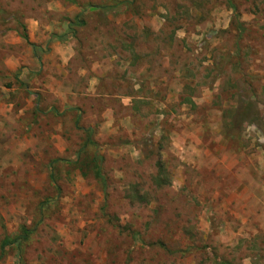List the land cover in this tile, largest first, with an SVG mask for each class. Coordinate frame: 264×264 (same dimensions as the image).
Instances as JSON below:
<instances>
[{"label": "rangeland", "instance_id": "obj_1", "mask_svg": "<svg viewBox=\"0 0 264 264\" xmlns=\"http://www.w3.org/2000/svg\"><path fill=\"white\" fill-rule=\"evenodd\" d=\"M216 260L264 264V0H0V264Z\"/></svg>", "mask_w": 264, "mask_h": 264}, {"label": "trees", "instance_id": "obj_2", "mask_svg": "<svg viewBox=\"0 0 264 264\" xmlns=\"http://www.w3.org/2000/svg\"><path fill=\"white\" fill-rule=\"evenodd\" d=\"M20 37H21L25 42H27V36H26V34H25L24 32L20 35ZM38 50H39V48H37V47H33V53H36ZM93 161H94V158H93ZM94 163H95V161H94ZM95 164H96V163H95ZM95 177H96V179H99L100 181H102L97 166H96ZM4 243H6V242H4ZM4 245H5V244H4ZM216 262H218L217 264H230L229 262H227V261H223V260H222V261H220V260H216Z\"/></svg>", "mask_w": 264, "mask_h": 264}, {"label": "crops", "instance_id": "obj_3", "mask_svg": "<svg viewBox=\"0 0 264 264\" xmlns=\"http://www.w3.org/2000/svg\"><path fill=\"white\" fill-rule=\"evenodd\" d=\"M27 42H28V40H27ZM35 47L39 48V47H38V46H36V45H35Z\"/></svg>", "mask_w": 264, "mask_h": 264}]
</instances>
